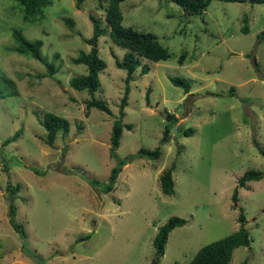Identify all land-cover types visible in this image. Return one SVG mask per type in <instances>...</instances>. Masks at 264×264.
<instances>
[{
  "label": "rangeland",
  "instance_id": "1",
  "mask_svg": "<svg viewBox=\"0 0 264 264\" xmlns=\"http://www.w3.org/2000/svg\"><path fill=\"white\" fill-rule=\"evenodd\" d=\"M50 1L24 21L18 0H0V87L13 94L0 97V264H189L201 247L238 230L241 210L251 241L233 249L229 264H264V3L211 0L202 14L190 16L168 0L120 4L121 24L152 33L171 57L141 60L150 69L141 75L137 68L129 82L115 152L123 158L154 149L164 128L170 131L159 158L128 162L114 190L103 193L99 189L116 164L110 135L125 86V71L114 61L125 50L107 36L98 38L106 67L95 96L111 114L87 110L90 95L69 86L86 67L71 59L90 49L84 40L92 34L89 15L104 26V11L96 0L79 7L76 0ZM64 18L72 19L71 29ZM13 29L42 40L40 53L54 64L53 77L43 63L14 51ZM182 51L186 58L179 64ZM170 77L186 79L189 92ZM46 112L68 121L51 146L39 123ZM167 113L177 117L175 123L165 120ZM16 132L14 142L1 145ZM171 165L174 193L168 196L159 176ZM247 170L263 177L238 187ZM86 178L98 180L100 188ZM8 185L17 187L14 219L24 238L9 223ZM171 217L186 222L168 233L156 259L153 239Z\"/></svg>",
  "mask_w": 264,
  "mask_h": 264
},
{
  "label": "trees",
  "instance_id": "2",
  "mask_svg": "<svg viewBox=\"0 0 264 264\" xmlns=\"http://www.w3.org/2000/svg\"><path fill=\"white\" fill-rule=\"evenodd\" d=\"M23 8V20L30 21L32 18L40 14L42 9L49 6L50 0H18ZM84 0H76L75 5L77 7ZM99 8L104 11V19L106 24L101 25L99 18L93 15H89V19L92 23V34L89 38L84 39L88 44H90V49L87 52L80 51L77 56L73 57L71 61L74 64H82L86 67V73L78 76H73L69 79V86L79 90L86 91L90 95V99L85 102L86 109L96 108L106 114H111L109 108L107 107L103 99L97 98L95 92L100 87V81L98 75L100 71L104 70L106 64L103 59L98 55V50L96 48L98 38L101 36H107L110 41L118 47L125 50V53L119 58H115V66L119 69L125 71V77L123 79L125 86L123 89V94L118 103V115L113 120L110 135V155L116 160V164L111 168L109 177L107 181L102 184V188L99 189L103 193H109L114 190V186L120 173L122 167L128 162L135 159H157L161 155L160 145L168 142L169 138V127L166 126L162 132V137L159 140V145L154 149L139 148L135 153L128 154L123 158H120L116 154V149L119 146L121 134L124 125L122 124V118L124 117V108L127 104V99L129 95V82L135 78V71L140 67L139 73L144 75L148 73L149 66L147 63H141L142 59H147L155 63L160 61L168 60L171 55L169 51L163 47L159 41L156 39L155 35L149 32H139L130 27H124L121 22L123 19V14L120 9V4L124 0H96ZM177 4L185 15H199L202 14L206 7L209 5L211 0H168ZM220 1H230V2H248L251 4L264 3V0H220ZM245 24L241 27V31L246 33L248 31V26L246 24V18L244 19ZM64 22L71 29L73 21L70 18H64ZM260 39H264V33L261 32ZM12 37L16 43L14 51L25 55L27 57L33 58L41 63H43L47 70L48 76L53 77L56 69L52 62H47L43 59L40 53V48L42 46V40L34 39L28 40L23 34L17 30H12ZM186 58V52L182 51L177 59V63L183 64ZM170 81L176 85L183 88L184 93L189 92V83L186 79L181 77H170ZM231 92L233 87H230ZM230 92V93H231ZM8 94L0 87V97H5ZM87 113V112H86ZM165 120L169 124L176 122L177 117L174 114L167 113ZM40 125L45 131V143L51 146L55 140V137L59 131L65 132L68 127V121L66 118L56 115L52 112H46L43 115V119L39 121ZM125 127L131 128L130 124ZM191 128H188L183 133L185 136L191 134ZM19 136L16 132L11 137L4 139L1 145L6 146L14 142ZM261 151V149H260ZM174 165L163 170L159 176V185L161 191L165 195H172L174 193V185L172 179V172ZM77 173L82 175V172L77 170ZM263 177V172L260 170H247L245 171L237 181L238 187H244L245 183L251 180H259ZM88 183L93 188H100V183L95 179L86 178ZM16 186H7V191L10 197L9 203V223L16 233L24 238V231L20 224H18L15 219V206L12 202L13 195L16 192ZM237 191L236 189L231 196L233 201H236ZM186 221L180 217H171L167 222H165L159 229L153 239V247L158 259L164 253V246L167 241L168 233L175 227L182 226ZM239 228L232 234L213 241L209 244L201 247L195 255L191 258L189 264H229L232 256V251L234 248L239 246H248L250 244V238L248 236V231L245 229L246 218L241 210L238 216ZM88 236L81 237L83 240ZM154 264H157V260ZM245 264V261L244 263Z\"/></svg>",
  "mask_w": 264,
  "mask_h": 264
}]
</instances>
